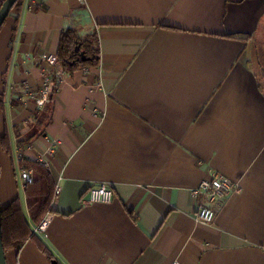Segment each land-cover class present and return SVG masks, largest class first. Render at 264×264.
<instances>
[{
	"label": "crops",
	"instance_id": "1",
	"mask_svg": "<svg viewBox=\"0 0 264 264\" xmlns=\"http://www.w3.org/2000/svg\"><path fill=\"white\" fill-rule=\"evenodd\" d=\"M11 15L0 141L7 124L13 151L62 28L95 27L101 53L64 73L46 133L22 147L57 185L47 229L31 222L51 257L28 239L8 264H264V93L250 63L264 0H26L15 30ZM0 163V204L19 195L29 217L19 161L1 143ZM217 174L241 190L205 222L193 189ZM97 183L113 188L110 202L88 201Z\"/></svg>",
	"mask_w": 264,
	"mask_h": 264
},
{
	"label": "trees",
	"instance_id": "2",
	"mask_svg": "<svg viewBox=\"0 0 264 264\" xmlns=\"http://www.w3.org/2000/svg\"><path fill=\"white\" fill-rule=\"evenodd\" d=\"M2 1L0 0V4ZM25 2L26 0H17L6 18L7 20L12 17V12L17 13L13 17L14 30L19 27ZM100 53V43L96 29L82 36L76 27L68 25L62 28L57 55L63 72L73 73L77 69H85L99 65ZM250 63L258 86L264 93V39H256L253 41ZM54 70H56V67H54ZM55 81L54 85H52V93L49 96V100L43 107H39L37 104V98L40 96V93L34 95L36 108L32 112V119L28 121V125H31V128L27 132L26 138L18 142V146L27 147L36 137L46 133V124L52 120L54 108L53 98L54 92L56 91L55 85L58 82L57 77ZM0 143L4 152L11 156L14 155L11 135L7 124L5 125ZM19 164L23 168L33 169V178L25 183L24 188L29 217L26 215L19 195L13 198L7 205L2 206L1 220L4 249L6 252L10 249L19 251L26 240L32 239V241H35L51 257V253L45 243L33 231L31 222L39 223L46 212L51 209L57 196V185L43 161L27 159L20 161ZM1 172L0 163V176Z\"/></svg>",
	"mask_w": 264,
	"mask_h": 264
},
{
	"label": "built area",
	"instance_id": "3",
	"mask_svg": "<svg viewBox=\"0 0 264 264\" xmlns=\"http://www.w3.org/2000/svg\"><path fill=\"white\" fill-rule=\"evenodd\" d=\"M45 57L50 61L54 62L57 70L58 82L61 80L62 69L59 64V58L56 54H46ZM52 85L54 82L49 78H45L44 85L41 89L40 96L37 98V104L40 106L44 105L48 100L50 93L52 91ZM20 148L18 145L16 149ZM18 155V154H17ZM18 157H20L18 155ZM27 172V171H26ZM31 173V171H28ZM24 181L30 179L27 173L23 175ZM236 181H233L226 175H214L211 178H203L200 184L193 189V194L199 198L198 209L196 212V216L199 220L205 222H211L215 219L217 210L214 207H211L209 201H217L215 199L219 198L224 194H227L235 189H237L235 185ZM239 191V188L238 190ZM202 197L204 202L202 201ZM114 198V190L111 186L106 183H98L93 184L89 188V202H110ZM50 222V215L47 214L44 218L40 220L38 225L35 228L36 232H43L48 227ZM170 264H179L177 260L172 261Z\"/></svg>",
	"mask_w": 264,
	"mask_h": 264
},
{
	"label": "rangeland",
	"instance_id": "4",
	"mask_svg": "<svg viewBox=\"0 0 264 264\" xmlns=\"http://www.w3.org/2000/svg\"><path fill=\"white\" fill-rule=\"evenodd\" d=\"M29 4H33V2L32 3H30L29 2ZM0 6H1V4H0ZM30 7V6H29ZM31 7H32V5H31ZM8 20V19H7ZM7 20H5V22L7 23V22H9V21H7ZM4 22V23H5ZM4 23H3V25H4ZM5 23V25L4 26H7V24ZM3 25L1 26V28L3 27ZM71 26V25H70ZM72 27H74V26H72ZM1 28H0V30H1ZM77 28V27H76ZM93 29H96L95 27L93 28ZM93 29H91V31L93 30ZM90 31V32H91ZM50 54H55V53H50ZM56 55H57V53H56ZM58 56V55H57ZM44 59L48 62V64L49 65H51L52 67H51V69L49 70V73H48V76H47V78H49V79H51V81L52 82H54L55 81V78L57 77V70H54V67H56V65H55V63L54 62H52V61H50L49 59H47L46 57H45V55H44ZM54 72V73H53ZM62 72H63V70H62ZM64 73L65 72H63L62 73V76H61V78L63 77V75H64ZM55 74H56V76H55ZM57 80H58V77H57ZM56 82V81H55ZM51 93H52V91H51ZM50 93V94H51ZM38 106L39 107H43L44 105H42V106H40L39 104H38ZM20 148H17L16 149V147H15V150H14V157L16 158V160H18L19 161V163H20V161H24V160H27V159H29L28 157H26L24 154H23V148L21 147V146H19ZM20 156V157H18V155ZM19 166H20V164H19ZM19 169V178H20V180L22 181V182H28V181H30V180H32V176H33V169L32 168H23V167H19L18 168ZM27 171V172H26ZM28 171H31V173L30 172H28ZM24 173H27L28 174V176H30V179H28L27 181H24V179H23V174ZM233 180V179H232ZM234 181V180H233ZM24 184V183H23ZM98 184V183H97ZM200 184V183H199ZM198 184V185H199ZM235 185H236V187H237V189H235V190H233V191H236L237 192V190H238V188H239V190H241L240 188H241V186H240V184H239V182H235ZM24 187H25V185H24ZM223 196H224V193H223V195L222 196H220L219 198H217V199H215V200H217V201H209V203H210V205H211V207H214L215 209H217L219 206H220V204L222 203V200H221V198H223ZM202 201L204 202V200H203V197H202ZM45 216H43V218H44ZM10 250H14L16 253H17V250L16 249H10ZM9 251V250H8ZM174 261V260H173Z\"/></svg>",
	"mask_w": 264,
	"mask_h": 264
},
{
	"label": "water",
	"instance_id": "5",
	"mask_svg": "<svg viewBox=\"0 0 264 264\" xmlns=\"http://www.w3.org/2000/svg\"><path fill=\"white\" fill-rule=\"evenodd\" d=\"M16 1L17 0H3L2 1L1 6H0V28L5 22L8 14L11 11V8L13 7ZM1 209H2V204H0V264H8L6 251L4 249L3 240H2Z\"/></svg>",
	"mask_w": 264,
	"mask_h": 264
}]
</instances>
